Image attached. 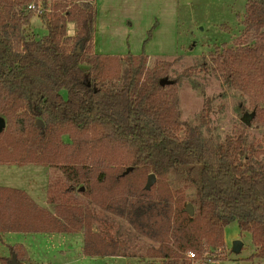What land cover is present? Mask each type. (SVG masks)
<instances>
[{"label":"trees","instance_id":"obj_1","mask_svg":"<svg viewBox=\"0 0 264 264\" xmlns=\"http://www.w3.org/2000/svg\"><path fill=\"white\" fill-rule=\"evenodd\" d=\"M38 3L46 34L35 39L26 8ZM96 17L93 0H0V165L57 172L46 193L52 211L0 187V234L82 232L91 258L131 257L140 237L154 263L190 264L188 252L225 248L224 229L236 222L264 258V150L247 143L249 128L264 129V0H246L240 46L212 58L246 98L235 110L240 128L216 144L202 136L208 103L198 125L182 121L171 62L149 69L145 54L93 51ZM10 253L28 260L21 245Z\"/></svg>","mask_w":264,"mask_h":264},{"label":"rangeland","instance_id":"obj_2","mask_svg":"<svg viewBox=\"0 0 264 264\" xmlns=\"http://www.w3.org/2000/svg\"><path fill=\"white\" fill-rule=\"evenodd\" d=\"M245 3L246 0H96L95 5L93 0L98 14L93 51L116 57L145 54L149 69L156 61L171 62L170 78L179 80L178 109L182 121L198 125L208 103L209 118L202 136L216 144L240 128L235 110L239 104H246V98L215 73L212 63V58L223 50L240 46ZM37 5L41 10L40 3ZM40 15L35 12L25 28L26 34L35 39L46 34ZM73 33L74 24L70 23L68 34ZM63 141L68 140L64 137ZM247 143L255 150H264V129L249 128ZM0 167L15 168H0V187L24 190L43 203L39 205H47V186L56 178V171L36 165ZM82 203L91 209L86 200ZM111 220L118 226L117 233L126 232L125 222ZM136 240L130 243L135 259L128 264H158L145 256L148 242L140 237ZM82 241L80 234L4 233L0 259L5 261L0 264L10 263L9 247L16 245H22L35 262L31 263L28 257L25 264H127L116 258H84L80 251ZM224 242L226 248L201 252L200 255L207 253V264H264V258L255 257L251 235L240 233L236 222L224 229Z\"/></svg>","mask_w":264,"mask_h":264},{"label":"crops","instance_id":"obj_3","mask_svg":"<svg viewBox=\"0 0 264 264\" xmlns=\"http://www.w3.org/2000/svg\"><path fill=\"white\" fill-rule=\"evenodd\" d=\"M94 2H95V5H96V0H94ZM96 8H97V6H96ZM97 11V10H96ZM98 15V14H97ZM96 20H97V17H96ZM95 23H96V21H95ZM26 167V166H25ZM0 168H7V167H0ZM7 169H15V168H11V167H9V168H7ZM24 191V190H23ZM26 193V192H25ZM27 194V193H26ZM38 206H40V207H42V208H46V209H48V210H51L50 208L51 207H49V206H41V205H39V203H41V204H43L42 202H38V201H36V200H34L29 194H27ZM44 202H45V200H44ZM4 234V233H3ZM3 234H0V241H1V237H2V235ZM19 234H27V235H29V234H32V233H19ZM71 234H80L82 237H83V234H82V232H77V233H71ZM60 235V234H59ZM63 235V234H62ZM225 243V242H224ZM22 246V245H21ZM225 248H226V243H225ZM27 251V250H26ZM81 253H82V255H83V257L84 258H86V256H84V254H83V241H82V248H81ZM27 253H28V257H29V260H30V262L31 263H35V262H33V261H31V259H30V255H29V252L27 251ZM64 253H67V252H64ZM129 255V254H128ZM9 256H10V258H12L13 257V255H11V253H10V247H9ZM8 256V257H9ZM131 257H104V258H111V259H123V260H125L126 262H127V264L128 263H130V261L131 260H134L135 258V256L134 255H130ZM6 258V257H5ZM89 259H93V258H99V257H93V258H91V257H88ZM149 261H152V260H150L149 259ZM30 262H27V263H30ZM153 263H154V261H152ZM25 264V263H24ZM69 264V263H68Z\"/></svg>","mask_w":264,"mask_h":264},{"label":"water","instance_id":"obj_4","mask_svg":"<svg viewBox=\"0 0 264 264\" xmlns=\"http://www.w3.org/2000/svg\"><path fill=\"white\" fill-rule=\"evenodd\" d=\"M165 84H166V81H165V80H163V81L160 82V86H162V87H164ZM4 129H5V122H4V120H3L2 118H0V133H1ZM154 182H155V177H154V175H152V174L149 175V176L147 177V182H146L145 189L148 190V189L154 184ZM185 211H186V213H187L189 216H192V215H193V208H192L190 205H188V206L186 207ZM10 264H17V263L15 262L14 257L11 258V262H10Z\"/></svg>","mask_w":264,"mask_h":264},{"label":"built area","instance_id":"obj_5","mask_svg":"<svg viewBox=\"0 0 264 264\" xmlns=\"http://www.w3.org/2000/svg\"><path fill=\"white\" fill-rule=\"evenodd\" d=\"M27 11H34L37 14H41V10L39 7H35V5L31 4L26 8ZM207 253H202L199 257H197L193 252H188L186 257L190 264H207V260L205 259Z\"/></svg>","mask_w":264,"mask_h":264}]
</instances>
